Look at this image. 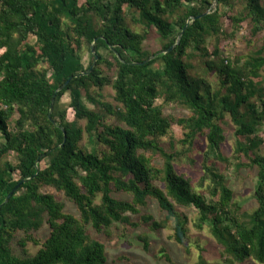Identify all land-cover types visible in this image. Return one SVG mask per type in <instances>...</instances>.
Returning <instances> with one entry per match:
<instances>
[{
  "label": "trees",
  "instance_id": "1",
  "mask_svg": "<svg viewBox=\"0 0 264 264\" xmlns=\"http://www.w3.org/2000/svg\"><path fill=\"white\" fill-rule=\"evenodd\" d=\"M212 4L213 0H0V204L25 180L0 207V264H106L105 243L92 237L88 227L102 234L113 223L136 226L128 214H138L150 199L165 212L163 221L152 222L155 231L174 219L173 237L182 244L186 217L177 206L194 207L195 227L202 229L209 222V232L225 255L237 262H264V138L257 134L264 122V38L248 58L211 57L207 50L208 43H217V50L220 41L236 38L243 22L248 28L246 43L252 46L264 31V2L218 0L216 9ZM125 6L136 9L137 17L128 20ZM224 7L231 14L223 12ZM131 24H139L141 30ZM183 28L179 43L163 53ZM152 29L161 43L155 51L143 45ZM95 38L98 59L90 73L72 78L55 93L70 75L91 66ZM85 45L86 65L80 54ZM152 55L156 56L138 64ZM195 56L204 70L216 75L214 88L191 72L190 59ZM106 86L114 92V103L104 98ZM65 93L73 120L59 107ZM54 94L51 117L56 124L48 118ZM159 99L188 114H165L163 104L156 103ZM226 117L235 137L245 138L235 141L232 159L257 169L256 205L251 211L234 200L215 165L207 164L211 155L227 161L221 152ZM173 125L183 131L181 150L170 135ZM63 131L66 140L60 147ZM84 136L88 149L82 144ZM198 137L206 142L200 192L175 166L183 149ZM42 160L45 166L40 168ZM44 187L62 192L76 205L78 215L65 212L64 203L43 192ZM44 225L49 232L40 239L35 233ZM141 239L147 249V238ZM28 243L39 246L33 255L25 249ZM164 257L170 260L168 254Z\"/></svg>",
  "mask_w": 264,
  "mask_h": 264
},
{
  "label": "rangeland",
  "instance_id": "2",
  "mask_svg": "<svg viewBox=\"0 0 264 264\" xmlns=\"http://www.w3.org/2000/svg\"><path fill=\"white\" fill-rule=\"evenodd\" d=\"M264 2V0H263ZM218 6V1H217ZM216 6V7H217ZM124 12L128 20L136 18L138 11L128 6L124 7ZM223 12L231 14V10L228 7H224ZM225 25L228 21L225 16ZM133 28L140 29V25H132ZM248 34V28L245 22L242 23L241 29L238 31L236 38L222 40L218 43V48L215 50L217 43H208L207 50L211 57L215 54H219L221 57H226L234 60L235 57L241 56L244 58L250 57L257 49L256 46L261 45V40L264 38V31L258 36V40L254 42L252 46L247 45L245 37ZM30 43L34 39L29 40ZM146 49L150 51L158 50L161 47L159 36L154 29L150 30L146 40L143 42ZM85 45L80 51L83 57V62L86 65L88 63V51ZM216 52V53H215ZM198 54V53H197ZM190 63L193 68L192 73L203 77L214 88L217 83V77L214 73H208L200 64L199 56L192 57ZM103 94L105 100L114 103V92L110 86L103 88ZM70 97L68 93H65L60 101V109H65L67 112V118L73 120V111L70 107ZM157 104H163V111L165 114L174 116H186L188 111L184 108L177 106L174 103H162V100H157ZM89 107H93L92 104L86 102ZM227 124L225 125V141L221 146V152L223 156L227 158L225 160H218L215 155H211L208 158L207 164H214L219 172L224 175L226 185L232 190L234 200L240 202L243 205V209L251 211L256 203L254 201V186L256 182V168L248 169L245 166L237 164L232 159V155L235 148V141H244V137H235L233 124L230 122L229 117H226ZM84 124L82 121L80 122ZM257 134L264 138V122L258 126ZM173 140L176 142L175 148L182 149L178 141L183 137V131L178 125H173L170 131ZM164 142L167 143L168 139L165 138ZM82 144L88 149L89 145L87 138L84 136ZM206 150V142L204 139L198 137L194 144L189 148L183 149V156L175 161V166L178 172L184 173L190 179L192 187L197 191H203L204 188L198 187L200 178L203 174V162L204 152ZM260 153L264 154V144L260 147ZM45 166V160L39 162V167ZM45 193H51L55 195L60 201L64 203V211L78 215L76 205L64 196L62 192H57L52 187H44L41 189ZM115 197L121 199H129L130 196L125 193H113ZM177 211L182 216L186 217L185 227L187 229L186 237L182 244L175 241L173 237L174 233V219H169L166 224L158 229L154 230L151 225L153 221L160 222L165 218V212L160 211L158 204L155 200L150 199L147 206L141 207L138 214H128L131 223H136V226L122 225L119 223H113L112 228L108 233L99 234L93 230L92 227H88L89 233L92 237H96L102 240L106 246V264H264L258 263L254 260H247L244 262H237L223 253L222 247L215 241L209 232V222H207L202 229H197L194 225L197 218V210L194 207H180L177 206ZM151 216L150 221H144V217ZM49 229L47 225H44L41 230L35 233V236L44 239L48 235ZM141 236H145L149 243L148 248L145 249ZM39 246L33 243L26 245V251L28 254L33 255ZM15 253L20 255L21 249L15 247ZM164 254L170 256L168 261Z\"/></svg>",
  "mask_w": 264,
  "mask_h": 264
},
{
  "label": "water",
  "instance_id": "3",
  "mask_svg": "<svg viewBox=\"0 0 264 264\" xmlns=\"http://www.w3.org/2000/svg\"><path fill=\"white\" fill-rule=\"evenodd\" d=\"M217 1H218V0H213L212 7H213L214 9H216ZM193 19H195V18H193ZM183 31H184V28H183V29L180 31V33L178 34L175 43H174L173 45L169 46V47H168L163 53H167V52H169L171 49H173V48L179 43V40H180V38H181V36H182V34H183ZM96 40H97V38H95V39L93 40V42L91 43V46H90L91 52H92V54L94 55V60H93V62H92V64H91V66L88 68V70L85 71V72H76V73L70 75V76L66 79V81H65L61 86H59V87L56 89L55 93L58 92V91H60V90H62V89L68 84V82H69L72 78H74V77H79V76H81V75H86V74L90 73L91 69L93 68V66L95 65V63H96V61H97V59H98V55L96 54L95 49H94V43L96 42ZM155 56H156V55H152V56H150L149 58H147L146 60H144V61H142V62H138V64L146 63V62L150 61L151 59H153ZM54 100H55V94L52 96V99H51L50 109H49V113H48V118L50 119V121H51L53 124H56V121L51 117V113H52L53 105H54ZM65 140H66V134H65V131H63V141H62V143L60 144V147H62V146L64 145ZM38 161H39V159H38ZM38 161H37V162H38ZM23 181H25V180H21V181H19V182H18V183H17V184H16V185H15V186L9 191V193H8V194L5 196V198H4V201L0 204V207H1L4 203H6V202L9 200V198H10V197H11V196L17 191L18 187L20 186V184H21Z\"/></svg>",
  "mask_w": 264,
  "mask_h": 264
}]
</instances>
